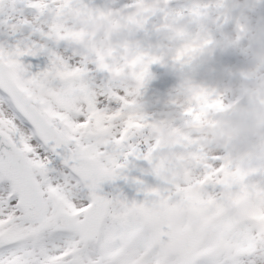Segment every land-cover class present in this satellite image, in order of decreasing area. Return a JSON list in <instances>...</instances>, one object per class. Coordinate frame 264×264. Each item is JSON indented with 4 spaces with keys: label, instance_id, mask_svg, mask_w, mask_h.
Returning a JSON list of instances; mask_svg holds the SVG:
<instances>
[{
    "label": "snow or ice",
    "instance_id": "obj_1",
    "mask_svg": "<svg viewBox=\"0 0 264 264\" xmlns=\"http://www.w3.org/2000/svg\"><path fill=\"white\" fill-rule=\"evenodd\" d=\"M25 3L53 22L45 31L23 16L0 21L12 38L31 27L54 40L86 6ZM41 54L49 63L33 72L25 58ZM77 59L43 43L0 41V264H264V186L250 196L227 166L223 178L214 175L221 162L195 152L185 179H172L151 137L146 149L134 142L144 132L138 124L125 132L123 121L107 119L121 96L94 86L87 60ZM134 160L155 178L133 179L143 199L105 192L106 183L128 180Z\"/></svg>",
    "mask_w": 264,
    "mask_h": 264
},
{
    "label": "rangeland",
    "instance_id": "obj_2",
    "mask_svg": "<svg viewBox=\"0 0 264 264\" xmlns=\"http://www.w3.org/2000/svg\"><path fill=\"white\" fill-rule=\"evenodd\" d=\"M184 1L177 0L175 3ZM186 1L189 3L188 7L182 3V6L171 4L157 9L158 0H153L148 1L153 8L145 5L144 12L138 9L123 11L117 9V15H121L122 20L114 21L116 17L113 11V16L101 23L102 27L98 31L91 28L95 21L75 16L64 23L62 34L54 40L42 37L31 27H25L12 38L5 28L0 27V41L15 43L16 40H24L43 43L47 48L75 63L80 62L78 56H83L89 68V81L96 87L110 85L121 96L120 106L107 119L123 121L125 132L129 127L138 124L144 132L134 138V142L146 149L147 145H143V141L151 137L153 150L161 147L158 157L169 166L167 171L172 179L177 181L185 179V166L190 155L195 152L201 156L218 159L221 163L213 174L223 178L224 168L227 166L231 182L250 196H254L261 186H264V160H254L252 166L248 167L244 164L243 150L235 152L227 147L213 148L198 132L184 129L190 125L197 128L204 117L220 109L227 101H221L217 96L218 87L237 85L240 81V72L248 66L246 58L232 50L217 49L211 60H203L202 49L213 46L215 41L224 37L235 36L245 25L253 30L255 11L252 6L243 7L246 4L245 0L234 1L235 5L231 0H226L228 4H223L222 11L221 7L217 6L219 0ZM39 2L44 8L50 7L45 0ZM25 4V0H0V21L11 19L15 22L23 16L46 31L53 22V15L39 16L37 19L35 12L27 10ZM228 5L235 15L231 20L223 14ZM117 7L119 6L114 8ZM134 18L147 19L146 26L138 31L149 36L148 44L130 40L132 30L127 24ZM235 21L237 24L234 27ZM170 25L183 30L174 31ZM78 33H84V41L73 43L72 47H64L71 43V37ZM162 51L170 54L164 59H157ZM127 61L137 63L142 71L147 66L149 86L143 84V87L139 88L140 84L132 83L123 76L121 68ZM25 62L30 63L35 72L48 65L49 57L47 54H41L27 57ZM177 93L187 96L189 105L183 110L177 109L180 118L175 121L172 129L176 138L175 143L164 144L157 132L158 124L155 122L167 123L165 114L170 106H166V102ZM137 104L140 107H136ZM137 112H142L148 118L137 120ZM99 120L103 122L104 117L101 115ZM132 163H138L134 167L136 169L148 168L143 160H134Z\"/></svg>",
    "mask_w": 264,
    "mask_h": 264
},
{
    "label": "clouds",
    "instance_id": "obj_3",
    "mask_svg": "<svg viewBox=\"0 0 264 264\" xmlns=\"http://www.w3.org/2000/svg\"><path fill=\"white\" fill-rule=\"evenodd\" d=\"M243 7L249 6L245 4ZM101 27L99 22L91 25L93 31ZM170 27L177 32L183 30L175 25ZM217 49L239 53L246 58L248 66L240 72L237 85L218 87L217 96L227 102L204 117L191 131L198 132L213 148L227 147L235 152L243 150L244 164L251 167L254 160H264V40L245 25L235 36L224 37L215 41L213 46L202 49L201 59L211 60ZM169 54L162 51L156 58L164 59ZM188 105V97L179 93L166 102V106H170L165 114L167 123L155 122L164 144L175 143L172 129L180 118L177 109L183 110Z\"/></svg>",
    "mask_w": 264,
    "mask_h": 264
},
{
    "label": "water",
    "instance_id": "obj_4",
    "mask_svg": "<svg viewBox=\"0 0 264 264\" xmlns=\"http://www.w3.org/2000/svg\"><path fill=\"white\" fill-rule=\"evenodd\" d=\"M263 24H264V13H263V16H261V18L259 20V23L257 25V32H256L259 34L261 40H264V32H263L264 26H263ZM141 25H143V23L135 22V23H132L130 25V27L138 28ZM132 39L133 40H139V41H142V40L147 41V38L145 36H142V35H134V36H132ZM124 71H125L126 75H128L131 79H133L135 81H139L137 79V77L140 75H137L136 69L132 64H126V66L124 67ZM137 177L145 180L149 184H152L155 182V178L151 180L150 178H148L147 174L141 172L139 176H136V175L131 176V179L128 182H119L118 179L114 182H111L112 191L125 190L130 198L134 197L137 200H142L143 199V193H138L136 191L135 185L132 183L133 179L137 178Z\"/></svg>",
    "mask_w": 264,
    "mask_h": 264
},
{
    "label": "flooded vegetation",
    "instance_id": "obj_5",
    "mask_svg": "<svg viewBox=\"0 0 264 264\" xmlns=\"http://www.w3.org/2000/svg\"><path fill=\"white\" fill-rule=\"evenodd\" d=\"M112 1H114V0H111V2H112ZM120 1H122V0H120ZM143 1H144V2H147V0H143Z\"/></svg>",
    "mask_w": 264,
    "mask_h": 264
},
{
    "label": "bare ground",
    "instance_id": "obj_6",
    "mask_svg": "<svg viewBox=\"0 0 264 264\" xmlns=\"http://www.w3.org/2000/svg\"><path fill=\"white\" fill-rule=\"evenodd\" d=\"M189 130H191V129H189Z\"/></svg>",
    "mask_w": 264,
    "mask_h": 264
}]
</instances>
